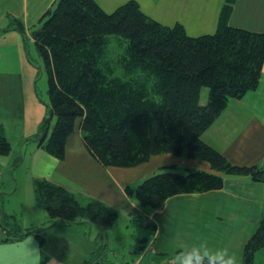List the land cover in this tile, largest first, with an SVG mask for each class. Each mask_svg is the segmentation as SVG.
Returning <instances> with one entry per match:
<instances>
[{"label": "trees", "instance_id": "trees-1", "mask_svg": "<svg viewBox=\"0 0 264 264\" xmlns=\"http://www.w3.org/2000/svg\"><path fill=\"white\" fill-rule=\"evenodd\" d=\"M234 1L222 6L216 32L192 37L179 22L168 26L146 15L136 0L111 13L95 0H56L32 31L36 55L47 73L48 117L31 140L63 161L78 125L85 150L104 168L130 169L154 156L185 154L208 163L215 172L179 174L168 167L135 187H125L126 197H134L144 210L161 209L177 195L220 190L221 174L248 176L264 184V169L233 165L201 140L230 99L257 88L264 63V32L227 25ZM11 26L24 33L19 21ZM110 35L126 42L115 60L106 59ZM114 70L124 78L113 76ZM204 89L207 100L201 105ZM10 150L0 130V155ZM33 190L34 203L46 212L50 224L98 222L110 227L118 220V212L105 203L91 199L81 205L72 192L48 180L34 179ZM144 220L143 216L140 224L154 234L155 226ZM9 229L13 239L32 232L39 243L43 241L37 229ZM144 241H137L133 253L143 251ZM261 250L264 216L243 247L242 264H254ZM100 258L84 264H99Z\"/></svg>", "mask_w": 264, "mask_h": 264}, {"label": "crops", "instance_id": "crops-1", "mask_svg": "<svg viewBox=\"0 0 264 264\" xmlns=\"http://www.w3.org/2000/svg\"><path fill=\"white\" fill-rule=\"evenodd\" d=\"M55 2L56 0H0V130L10 143L13 137V142L17 146L7 156L0 155L1 195L9 196L15 193L19 187V179H25L30 189L28 192L30 201L32 196L33 204L38 208L34 203L33 180L45 179L65 187L74 196L78 193L82 197H87L88 201L97 199L111 209H117L118 205L112 204L110 200L111 193L101 192L102 194L85 196L86 190L78 188L76 191L71 190L65 184L66 176L58 173L59 169L64 168L72 143L80 142L78 138L72 141L68 139L63 161L51 156L31 140L37 133L40 122L48 117L46 106L48 100L44 102L38 93L40 63L39 60H34L36 63L30 61L26 45L33 42L32 31L38 27L37 24L41 17ZM187 2L189 6L192 0ZM222 2L223 0L218 1L211 6V13L203 15L204 9H202L200 16L191 15V18H194L190 20L191 22L185 23V18H183L179 23L183 24L187 35L196 37L216 32ZM247 3L249 12L253 7L257 8L261 20L254 21L250 27L244 26L243 17L235 19L234 16L239 12L243 15L245 10L237 8L234 2L227 25L253 32H264V0H248ZM202 17L207 18L209 22L202 25ZM14 21H19L23 25L24 33H21L17 27L11 26ZM201 102V105L206 104L205 101ZM53 120L51 118V126ZM201 140L233 165L257 166L264 169V63L257 88L239 99H230L223 112L201 135ZM79 145L84 162L90 161L94 165L98 164L87 153L83 144L79 143ZM168 167L179 174H186L193 170L215 173L208 163L189 159L185 154L181 157L171 154L154 156L145 164L130 169L104 168L107 176L125 196L122 199L125 201L128 199L126 203L137 213L143 214L145 221L155 226L153 241L149 248L150 253L147 251L144 254L142 263L144 261V264H177L175 258L186 248H188L189 256L201 255L197 248L203 243L212 250L229 249L242 264L243 247L256 231L259 219L264 216V184L252 181L248 176L221 174L222 189L177 195L169 198L161 209L156 210L141 209L134 200L126 197L125 187H135L145 179L167 171ZM9 168L11 172L8 171ZM5 171L7 178L10 179L6 178L3 183ZM76 173L79 175L80 172ZM74 184L78 186L75 182ZM3 185H5V190H2ZM30 201L29 208L31 207ZM12 207L7 208L3 205L1 210L0 206V225L3 223L7 229L4 230L5 240L8 237V240L0 242V264H77V262L82 264L86 257L91 255V245L85 239L86 236H90L91 232L86 235L88 223L85 222L67 224L55 221L43 229L44 233L52 228L57 230L56 232L70 231L75 240L72 242L76 246L82 244L85 247V254L83 256L74 254L70 257V263L60 260L49 250L46 237L45 242L43 238L42 243H39L31 232L18 239H13L7 233L10 230L9 227L3 222V219H6L5 222L13 221L15 215ZM42 220L41 223L26 224L24 222L23 226L18 225V227L23 230L37 229L40 234L39 230L50 224L47 214L42 215ZM61 244L67 246L64 241H61ZM136 244L137 242L135 248ZM71 247L74 246H70L69 250L72 249ZM33 248H38L39 254H33ZM62 249L65 248L62 247ZM133 251L134 248L132 253ZM257 254L263 256L261 251ZM134 255L137 254H131V260L128 259L123 264L136 261ZM204 257L209 258L207 254H204Z\"/></svg>", "mask_w": 264, "mask_h": 264}, {"label": "rangeland", "instance_id": "rangeland-1", "mask_svg": "<svg viewBox=\"0 0 264 264\" xmlns=\"http://www.w3.org/2000/svg\"><path fill=\"white\" fill-rule=\"evenodd\" d=\"M129 0H97V2L101 5L102 9L107 13L113 12L118 6L124 4ZM143 13L150 16L154 20L160 22L165 25H172L176 22H181L183 18H185V23L191 22V15L194 17L196 15L202 14V9H204L203 15L211 13L210 7L215 5L218 1L221 0H192L190 5H187L188 0H136ZM248 0H235V4L237 8L240 7L245 10L244 14L241 13L235 14V19H240L243 17V25L244 26H252L254 21H260V17L256 7H253L249 12L248 8ZM226 4V0H223L221 3L222 6ZM232 6V5H231ZM255 8V9H254ZM221 11V9H220ZM190 14V15H188ZM220 14V12H219ZM256 14V15H255ZM199 18V17H198ZM219 20V15L218 18ZM209 22L207 18L202 17V25L203 23ZM218 23V22H217ZM182 24V23H180ZM183 25V24H182ZM38 28V27H37ZM191 34V33H188ZM106 59L115 60L120 56L126 48V42L123 41L119 36L110 35L106 38ZM125 42V43H124ZM26 51L28 52L29 58L33 63L36 60H39L36 56L35 48L33 42H29L26 45ZM35 60V61H34ZM36 63V62H35ZM41 72L38 76V93L44 102L48 100L47 94V73L44 68V65L41 60H39ZM115 68H117L115 66ZM113 76H120L124 78L119 72L114 70ZM206 89H204L201 93V97L199 102H206ZM54 124V120L52 125ZM78 138L80 142L72 143V147L68 150V159L65 162L64 168L59 169L58 173L66 176L65 184L69 186V188L73 191L78 189L86 190V195L88 194H97L101 192H108L112 194L111 202L112 204L118 205L117 209L114 208L112 210L118 212V220L117 222L110 227H107L101 223L94 222L88 223V229L86 231V235L90 232V236H86V242L89 243L91 249V255L87 256L85 261H94L100 255L99 264H123L128 259L131 260L130 256L132 253V249L135 248V243L140 239L145 238L144 241V249L143 252L140 250L137 252V255H134L135 260H139L141 264L142 259L145 257L144 253L147 251L150 253V246L153 241V234L149 230V228H145L140 224V219L143 217V214L137 213L133 208L125 201L123 198V193L119 192L116 185L112 182V180L107 176L104 167L99 164H92L90 161L83 160L81 156V136L78 129V125L75 126L73 133L70 136V141ZM11 150L9 154L13 151V149L17 148V146L13 142V137H11ZM80 149H79V147ZM96 163V162H94ZM75 167V168H74ZM76 170V171H75ZM11 172V168L8 169ZM76 172H80L79 175ZM7 178V172L5 171L3 174V183ZM10 178H7L9 180ZM74 182L78 185L76 186ZM27 180L19 179V187L18 190L9 195L3 196L1 195L0 190V206L2 210V206L5 205L7 208H11L12 212L15 215L13 221H6L7 227L11 228V230H16L18 225L23 226L24 222L26 224H31V222H43L42 215H46L45 211L42 208H36L33 204V199L28 192L30 191L29 187L26 185ZM75 189V190H74ZM2 190H5V185H3ZM85 192V191H84ZM76 199L79 201L81 205H86L88 203L87 197H82L80 194L75 193ZM125 197V196H124ZM129 199L134 200V197H130ZM29 201L31 207L29 208ZM135 201V200H134ZM43 211V212H41ZM41 213H43L41 215ZM14 225V226H13ZM49 225H45L42 228H47ZM92 226V229H91ZM22 230V229H21ZM42 229L40 231V235L44 238H48V247L49 250L52 251L60 260L70 263V257L74 254L78 256H83L85 254V247L83 245L76 246L72 241V232L62 230L60 232H56L57 230L51 229L48 230L47 233L43 232ZM147 239V240H146ZM69 240V242H68ZM61 241H64L67 245L66 247L61 244ZM61 244V245H60ZM50 245V246H49ZM61 246V250H60ZM70 246L72 249L69 250ZM64 247L65 249H62ZM84 248V249H83ZM263 256H259V254L255 255V264H264V250H261ZM85 256V255H84ZM77 262V260H75ZM84 261V262H85ZM84 262L82 264H84ZM78 264V262H77Z\"/></svg>", "mask_w": 264, "mask_h": 264}, {"label": "clouds", "instance_id": "clouds-1", "mask_svg": "<svg viewBox=\"0 0 264 264\" xmlns=\"http://www.w3.org/2000/svg\"><path fill=\"white\" fill-rule=\"evenodd\" d=\"M187 249L188 248L175 258L177 264H180L181 261L182 264H193V261H195L196 264H216L217 261L219 264H241L238 257L227 248L222 250H212L205 246V244L201 243L197 248V251H200L201 255L194 257L188 255ZM32 252L33 254H39L40 250L38 248H33ZM204 254H207L209 258L205 259Z\"/></svg>", "mask_w": 264, "mask_h": 264}, {"label": "water", "instance_id": "water-1", "mask_svg": "<svg viewBox=\"0 0 264 264\" xmlns=\"http://www.w3.org/2000/svg\"><path fill=\"white\" fill-rule=\"evenodd\" d=\"M4 230L5 228L3 226H0V242H3L5 240Z\"/></svg>", "mask_w": 264, "mask_h": 264}, {"label": "built area", "instance_id": "built-area-1", "mask_svg": "<svg viewBox=\"0 0 264 264\" xmlns=\"http://www.w3.org/2000/svg\"><path fill=\"white\" fill-rule=\"evenodd\" d=\"M144 223H145V221H144ZM142 252H143V251H142ZM144 254H145V253H144ZM140 259H141V258H140ZM140 259L137 260V261H135V262H133L132 264H141Z\"/></svg>", "mask_w": 264, "mask_h": 264}, {"label": "bare ground", "instance_id": "bare-ground-1", "mask_svg": "<svg viewBox=\"0 0 264 264\" xmlns=\"http://www.w3.org/2000/svg\"><path fill=\"white\" fill-rule=\"evenodd\" d=\"M223 8V7H222ZM221 13V12H220ZM148 225V224H147ZM148 229V228H147Z\"/></svg>", "mask_w": 264, "mask_h": 264}]
</instances>
